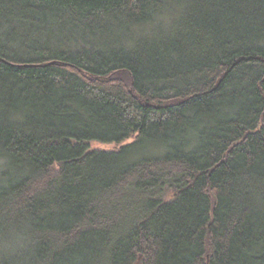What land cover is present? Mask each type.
<instances>
[{"label": "trees", "instance_id": "obj_1", "mask_svg": "<svg viewBox=\"0 0 264 264\" xmlns=\"http://www.w3.org/2000/svg\"><path fill=\"white\" fill-rule=\"evenodd\" d=\"M0 264H264V0H0Z\"/></svg>", "mask_w": 264, "mask_h": 264}, {"label": "rangeland", "instance_id": "obj_2", "mask_svg": "<svg viewBox=\"0 0 264 264\" xmlns=\"http://www.w3.org/2000/svg\"><path fill=\"white\" fill-rule=\"evenodd\" d=\"M93 148H102V149H117L115 144H107L102 142H93L92 143Z\"/></svg>", "mask_w": 264, "mask_h": 264}]
</instances>
